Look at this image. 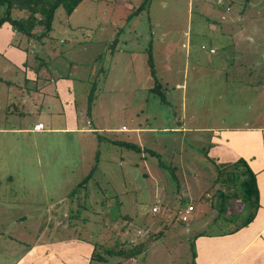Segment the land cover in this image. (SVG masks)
Returning a JSON list of instances; mask_svg holds the SVG:
<instances>
[{"label": "rangeland", "instance_id": "rangeland-1", "mask_svg": "<svg viewBox=\"0 0 264 264\" xmlns=\"http://www.w3.org/2000/svg\"><path fill=\"white\" fill-rule=\"evenodd\" d=\"M142 1L83 0L68 17L59 8L41 40L0 26V127L41 119L33 109L39 97L26 94L32 77L37 86L49 79L61 85L77 129L89 128L86 121L108 129L67 141L37 139L35 149L25 135H0V264H189L194 235L232 229L252 210L240 202V179L232 177L241 168L218 163L207 135L188 130L251 122L249 98L243 101L230 78L264 75V0H150L130 17ZM201 45L213 49L216 62L195 66V57L207 56ZM147 51L164 103L148 91ZM12 106L18 115L8 113ZM220 192L229 196L225 203ZM186 205L193 211L181 222ZM148 239L132 259L107 257V250ZM16 246L23 250L10 252Z\"/></svg>", "mask_w": 264, "mask_h": 264}, {"label": "crops", "instance_id": "crops-1", "mask_svg": "<svg viewBox=\"0 0 264 264\" xmlns=\"http://www.w3.org/2000/svg\"><path fill=\"white\" fill-rule=\"evenodd\" d=\"M209 50L213 51L212 48H209L208 51ZM208 51L207 56H204L203 60L202 58L195 57V66H198L204 60L207 63L217 61L216 57L213 58L215 52L208 53ZM185 55L186 53H184V56ZM185 62L187 61L185 60ZM242 69L245 70V67L240 68L239 71H241ZM226 71L228 72V70ZM231 71L232 73H234L237 70L232 69ZM231 71L228 73H231ZM198 73L196 72L195 74L197 75ZM249 73L250 72L248 71L247 74ZM236 74L237 75H232V78H230V82L231 84H236V86H239V89H242L244 91V93L241 95L243 101L245 100V98H249V106L245 107V109L248 110L246 111L248 113L247 118L250 119L251 122H245L239 126H223L222 128L218 129H212L208 126H196L190 128V130H188V133L206 134L209 145L212 144L213 147L215 146V152L213 153V156L218 163L220 161H229L230 164L237 159H241L245 162L248 169L255 176L257 206L248 207L252 209L247 213L248 216H250L251 214L253 215L252 220L247 225L241 227L234 233L229 232H231V230H233L236 226H234V228L232 229L217 234L207 235L202 233L194 235L193 264H264V75H261L260 72L259 74L255 73V78L250 79V77L246 78L240 76L241 73ZM207 75L208 74L205 72L204 76ZM237 76L239 77L233 78ZM21 77L23 78L21 79L22 83H26L25 75L23 74ZM197 77L199 78L198 75ZM227 79L228 78H226L224 75L223 83L227 82ZM29 80L34 83V86L31 90L27 91L26 94L34 92L35 95L39 97V105L38 107L35 106L33 109L35 112H37L34 114H37V116L41 117V119H37L30 127L26 124L25 127H21L20 121L13 122L18 124L16 127H14L13 125L8 129L0 127V135H25L31 140L32 147L33 149H35V140L37 139L46 141L57 140L58 138H61L67 141L73 136L81 137L86 134L108 131V129L93 127L92 123L89 121H86V123L88 122V124L85 123L89 128L77 129V127H75L77 126V124L74 118H68L69 110L67 108L65 99H62L60 97V93L62 92L61 85H57L52 79H49L48 81L46 80L47 85L37 86L36 84H38V82L40 81H37L32 77H29ZM52 84L53 87L52 89H50V86ZM180 86L182 87V85L177 84L176 88H179ZM219 87L220 86H218L216 90L222 91L223 88L219 89ZM25 88H23V90L21 89V91L19 90V93L21 95L18 96L19 106H22L23 108L27 101L25 97H22V92H24ZM17 98L14 97V99ZM217 98H219V96H217ZM29 99L35 100L36 97ZM245 102H247V100H245ZM43 106L45 107L44 110H42ZM12 107L14 113H8L12 116L18 115V109L14 106ZM252 107L255 108V111L253 112ZM23 110L24 109H22V111ZM41 111H43L42 114L38 113ZM243 116L244 115H241L239 117ZM234 117H237V115H235ZM192 118L194 120L193 115H191L190 113V116H188V121L191 122ZM37 123L43 125V129L40 132H34L32 130V127ZM177 123L179 124V121H177ZM225 124L226 123L224 122L223 125ZM179 127L182 126L180 125ZM180 130L183 131L184 129L182 128ZM35 155L36 153L33 154L34 157ZM205 161L211 163V160H209L208 158H206ZM229 203L232 204L233 200H231ZM246 219L247 217L245 219L242 218L241 222H244ZM18 250L22 251L23 249L16 246L12 248L10 252ZM17 255H14V258L17 259L18 257H20ZM189 264H191V262H189Z\"/></svg>", "mask_w": 264, "mask_h": 264}, {"label": "trees", "instance_id": "trees-1", "mask_svg": "<svg viewBox=\"0 0 264 264\" xmlns=\"http://www.w3.org/2000/svg\"><path fill=\"white\" fill-rule=\"evenodd\" d=\"M83 0H0V6L4 7L2 16L0 17V26L3 23H7L11 30L14 32H18L25 36L26 38H33L36 40H41L42 38H47L49 36V33L51 32L52 22L54 18V13L57 9H61L63 14L65 16H69L73 11L76 9V7L82 2ZM150 0H143L141 4L133 9L131 13L129 14L130 17L137 16L142 10H145L147 8V5ZM39 31V32H37ZM113 45H115V40L113 41ZM204 50L200 49L201 51H206V48L204 46ZM208 51V50H207ZM206 51V52H207ZM36 58V57H35ZM146 64L149 69L150 77L152 78V87L148 89L150 93H153L154 95H157L161 103H164V97H163V88L161 85L157 82L155 76H154V70H153V64L151 61V55L150 52L147 51V58H146ZM92 90L90 89L88 94V102H90V99L92 98ZM111 143L117 144L121 147H124L126 149L134 150L136 152L141 151L140 148L136 145L126 143V142H117V141H111ZM142 152L148 153L150 156H156V154L152 151H148L145 149H142ZM95 156V161H96ZM240 167L241 169L237 173H233L232 177L235 178V176H238V179H240V202L244 203L246 206H257V190L255 186V176L254 174L248 169L245 162L241 159H237L234 162L227 164L225 167ZM93 168L89 171V173L82 179V181L77 184V187L83 185L89 179L91 178ZM230 181H223L222 185L226 186ZM231 185V184H229ZM223 195V196H222ZM220 198L225 203L228 197L225 199L224 194L222 192L219 193ZM230 198H235L230 197ZM188 205H186L187 207ZM224 207V206H220ZM253 218V215L247 217V219L237 225L231 232L234 233L235 231L239 230L241 227H244L247 225ZM161 232L157 233L153 236L151 240L158 239L161 236ZM151 240H146V242H140L138 244L133 245L131 243H128L130 249L123 250L118 249L115 252H111L107 250V257H116L121 258L122 260H128L132 259L135 256L139 255L143 249ZM190 253H191V264H193L194 260V246H193V239L190 245ZM95 258L94 254L91 255L90 259ZM95 259L100 260V257H96Z\"/></svg>", "mask_w": 264, "mask_h": 264}, {"label": "built area", "instance_id": "built-area-1", "mask_svg": "<svg viewBox=\"0 0 264 264\" xmlns=\"http://www.w3.org/2000/svg\"><path fill=\"white\" fill-rule=\"evenodd\" d=\"M215 3H216V4H220L221 1H220V0H216ZM200 49L204 50L203 47H200ZM212 52H213L212 50H209V51H208V53H212ZM86 124H88V122H87ZM42 129H43V125L40 124V123H37V124H35V125L32 127V130H33L34 132H40ZM119 131H120V132H125L126 130H125V128L122 127V128L119 129ZM156 211H157L156 208H152V209H151V213H152V214L156 213ZM192 211H193L192 206L188 205V206L183 210V212H178V215H179L178 218H179V220H180L181 222H186L187 217L189 216V214H190Z\"/></svg>", "mask_w": 264, "mask_h": 264}]
</instances>
